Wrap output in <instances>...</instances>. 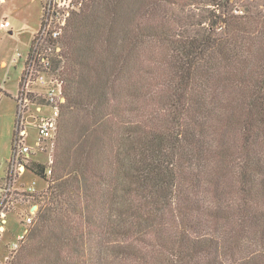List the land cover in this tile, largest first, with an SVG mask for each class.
Listing matches in <instances>:
<instances>
[{"label": "trees", "instance_id": "obj_1", "mask_svg": "<svg viewBox=\"0 0 264 264\" xmlns=\"http://www.w3.org/2000/svg\"><path fill=\"white\" fill-rule=\"evenodd\" d=\"M134 2L82 0L45 39L98 141L25 165L48 186L4 264H264V0H136L124 24Z\"/></svg>", "mask_w": 264, "mask_h": 264}, {"label": "rangeland", "instance_id": "obj_2", "mask_svg": "<svg viewBox=\"0 0 264 264\" xmlns=\"http://www.w3.org/2000/svg\"><path fill=\"white\" fill-rule=\"evenodd\" d=\"M5 1V3L0 2V23L7 21L11 27L9 29H0V63L3 60L7 63L5 67L0 65L1 176H3L6 169V162L11 157L12 135L15 125V104L8 95L17 92L22 62L26 54L29 53L34 31H37L40 27L44 0ZM134 1L136 2V0ZM135 2L130 5L129 11L124 16V24L128 23L131 17L137 14L139 5L135 4ZM12 28L14 30L10 33ZM89 31L90 29L87 32H80V34L85 37ZM93 33L89 40V45L92 53L96 54L100 45L98 28L94 29ZM48 45H46L47 48ZM48 49L43 55L46 56L45 58L49 60V63L45 66L34 68L30 77L31 83L27 91L30 103L25 106L24 114L22 115L29 136L28 144L31 147L29 165L36 162L45 165L47 168L52 166L53 149L56 147L58 138H62L61 153L65 157V162L70 165L75 163L80 157L79 149H81L80 146L85 134L87 136L84 142L86 146L94 147L98 141V135L95 132L93 134L89 133L93 122L91 115L83 110L67 109L64 100L61 104L58 103L57 130L53 140V147L51 148L49 142H42L40 146L36 144L37 133L34 126L42 117L49 114L50 107L57 105L53 92L56 89V81L63 80L60 76V63L62 62L58 55L59 51L54 49V45L51 46L50 50ZM109 62H112V60L110 59ZM24 65V68H27L26 62ZM24 73L22 71L23 76L21 78H24L22 88L25 82ZM81 92L98 93L99 89L94 87L86 88L83 84ZM51 98H54V100L52 101ZM3 183L4 185L7 183L6 174ZM47 186V180H42L25 170L5 199L4 193H0V264L8 261L12 254H16L20 245L24 243L32 226L25 225L24 220L29 210L33 207H35L34 212H37L40 205V196L45 192ZM28 188H33V193H28L26 191ZM25 233L27 235L22 241L19 236ZM51 252L55 256V248Z\"/></svg>", "mask_w": 264, "mask_h": 264}, {"label": "built area", "instance_id": "obj_3", "mask_svg": "<svg viewBox=\"0 0 264 264\" xmlns=\"http://www.w3.org/2000/svg\"><path fill=\"white\" fill-rule=\"evenodd\" d=\"M82 0H44L42 4V18L39 27V37L36 41L33 49L31 50L30 57H27L26 64L27 68H24L25 82L23 88H19L18 95L16 97L17 101V117L14 125L13 135H12V153L11 157L8 160V167L6 173L7 183L4 185V188L1 189V193H4V199L9 193H11L12 187L16 184L17 179L20 178L25 170V165L29 162L31 157V147L28 144V132L25 128V123L23 122L22 115L24 114L25 106L28 105L29 97L27 91L30 85V77L34 68L38 66H45L49 62L46 56L43 55L47 49L50 50L51 46L48 45L45 41L46 38L51 40H57L68 21L71 15L74 12H78L81 8ZM10 25L7 21L0 23V29H9ZM37 34V33H36ZM35 34V35H36ZM56 51H59V48L54 47ZM23 76V75H22ZM23 82V77L21 78ZM26 89V90H25ZM53 95L56 97L57 105L49 108V114L42 117L34 126L37 133L36 144L41 145L42 142H49L51 148L53 147V140L56 135L57 130V117H58V103L64 101L62 95V82L56 81V89L53 92ZM53 101L54 98H51ZM51 164V161L49 160ZM47 174H51V167L47 168ZM28 193H33V188H28L26 190ZM3 199V200H4ZM35 207L29 210L28 215L26 216L24 222L25 225H32L36 211L34 212ZM28 226V227H29ZM26 233L19 236L23 241L26 237Z\"/></svg>", "mask_w": 264, "mask_h": 264}, {"label": "crops", "instance_id": "obj_4", "mask_svg": "<svg viewBox=\"0 0 264 264\" xmlns=\"http://www.w3.org/2000/svg\"><path fill=\"white\" fill-rule=\"evenodd\" d=\"M0 2H2V3H5L6 1L5 0H0ZM9 23V22H8ZM10 25V24H9ZM10 27H11V25H10ZM9 27V28H10ZM13 28L10 30V33H12L13 32ZM39 30V29H38ZM38 30L37 31H34V35H33V38H34V36H35V34L38 32ZM32 38V37H31ZM27 57H28V54H26V56H25V58H24V60H23V62H22V67H21V70H20V75H19V83H20V80H21V76H22V71H23V69H24V64H25V62H26V60H27ZM16 61V60H15ZM17 62V61H16ZM0 65L2 66V67H5L6 65H7V63L3 60V61H1V63H0ZM19 83H18V89H17V92L16 93H14V94H9L8 96L14 101V104H15V110H14V113H15V121H16V117H17V101H16V97H17V94H18V91H19ZM14 124H15V122H14ZM13 130H14V128H13ZM7 163V165H6V169L4 170V173H3V176H1L0 175V190L1 189H3L4 188V183H3V179L5 178V174L7 173V167H8V162H6ZM0 193H1V191H0Z\"/></svg>", "mask_w": 264, "mask_h": 264}, {"label": "bare ground", "instance_id": "obj_5", "mask_svg": "<svg viewBox=\"0 0 264 264\" xmlns=\"http://www.w3.org/2000/svg\"><path fill=\"white\" fill-rule=\"evenodd\" d=\"M21 81V80H20Z\"/></svg>", "mask_w": 264, "mask_h": 264}]
</instances>
